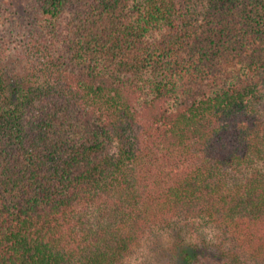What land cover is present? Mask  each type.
<instances>
[{"label":"trees","instance_id":"1","mask_svg":"<svg viewBox=\"0 0 264 264\" xmlns=\"http://www.w3.org/2000/svg\"><path fill=\"white\" fill-rule=\"evenodd\" d=\"M34 3L0 37V264H124L192 219L224 244L168 264L264 260V0Z\"/></svg>","mask_w":264,"mask_h":264},{"label":"rangeland","instance_id":"2","mask_svg":"<svg viewBox=\"0 0 264 264\" xmlns=\"http://www.w3.org/2000/svg\"><path fill=\"white\" fill-rule=\"evenodd\" d=\"M34 4V0H0V37L2 42L11 45V47L20 46V40L25 37L29 16L33 15ZM176 233L200 246L208 245L210 248L213 245L218 247L224 241L221 232L215 230L205 220H185L180 222L176 229L159 231L142 239L124 264H168L171 259L170 241L176 236ZM225 248L230 250L228 244ZM222 255L225 256L223 253ZM205 262L208 264H232L225 257L213 261L205 259ZM247 264H264V260H255L252 263L248 261Z\"/></svg>","mask_w":264,"mask_h":264}]
</instances>
